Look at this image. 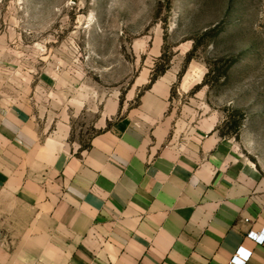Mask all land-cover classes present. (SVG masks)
<instances>
[{
	"label": "crops",
	"instance_id": "crops-1",
	"mask_svg": "<svg viewBox=\"0 0 264 264\" xmlns=\"http://www.w3.org/2000/svg\"><path fill=\"white\" fill-rule=\"evenodd\" d=\"M149 71L123 99L74 71L21 94L0 76V264H231L240 247L264 264L247 235L263 171L217 118L175 121V66ZM79 123L97 126L84 143Z\"/></svg>",
	"mask_w": 264,
	"mask_h": 264
},
{
	"label": "rangeland",
	"instance_id": "rangeland-1",
	"mask_svg": "<svg viewBox=\"0 0 264 264\" xmlns=\"http://www.w3.org/2000/svg\"><path fill=\"white\" fill-rule=\"evenodd\" d=\"M171 66L175 121L217 118L264 173V0H0V76L14 94L74 71L95 98L123 99L144 67L154 78ZM79 125L84 143L97 126Z\"/></svg>",
	"mask_w": 264,
	"mask_h": 264
},
{
	"label": "built area",
	"instance_id": "built-area-1",
	"mask_svg": "<svg viewBox=\"0 0 264 264\" xmlns=\"http://www.w3.org/2000/svg\"><path fill=\"white\" fill-rule=\"evenodd\" d=\"M246 219L248 220V218ZM247 235L255 239L257 242H263L264 241V227L260 231L251 229L247 232ZM248 256H249V252L243 249L242 247H240L236 250V252L231 257V260H230L231 264H245Z\"/></svg>",
	"mask_w": 264,
	"mask_h": 264
}]
</instances>
